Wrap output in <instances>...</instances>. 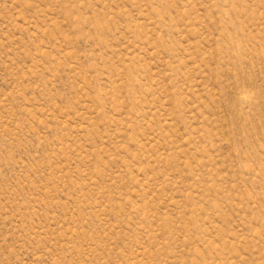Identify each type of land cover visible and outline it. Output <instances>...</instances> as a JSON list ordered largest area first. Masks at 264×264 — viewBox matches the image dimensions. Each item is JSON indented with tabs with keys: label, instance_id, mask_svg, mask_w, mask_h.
Instances as JSON below:
<instances>
[{
	"label": "rangeland",
	"instance_id": "rangeland-1",
	"mask_svg": "<svg viewBox=\"0 0 264 264\" xmlns=\"http://www.w3.org/2000/svg\"><path fill=\"white\" fill-rule=\"evenodd\" d=\"M0 264H264V0H0Z\"/></svg>",
	"mask_w": 264,
	"mask_h": 264
}]
</instances>
